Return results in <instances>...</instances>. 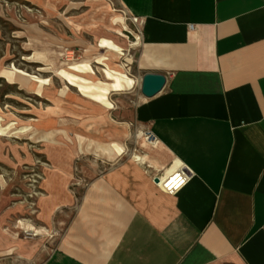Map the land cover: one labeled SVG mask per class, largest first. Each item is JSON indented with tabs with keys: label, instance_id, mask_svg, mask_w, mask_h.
<instances>
[{
	"label": "crops",
	"instance_id": "0c3cea01",
	"mask_svg": "<svg viewBox=\"0 0 264 264\" xmlns=\"http://www.w3.org/2000/svg\"><path fill=\"white\" fill-rule=\"evenodd\" d=\"M118 1L139 21V69L167 76L135 109L159 144L151 165L93 176L68 220L73 195L57 192L54 228L31 222L55 246L30 264H264V0ZM182 165L178 193L155 184ZM16 222L1 228L13 240Z\"/></svg>",
	"mask_w": 264,
	"mask_h": 264
},
{
	"label": "rangeland",
	"instance_id": "374dc122",
	"mask_svg": "<svg viewBox=\"0 0 264 264\" xmlns=\"http://www.w3.org/2000/svg\"><path fill=\"white\" fill-rule=\"evenodd\" d=\"M142 44L138 19L118 0H0V126L7 130L0 135V252L5 264H30L36 250L41 260L55 246L56 233L42 239L25 232L13 240L2 227L23 219L54 228L48 217L59 218V191L73 195L68 220L87 182L112 163L79 154L76 134L114 144L122 151L119 159L147 158L157 147L135 121L144 97V74L137 64ZM6 70L14 72L13 82L3 75ZM122 76L134 83L117 90ZM48 131H58L57 143L30 138Z\"/></svg>",
	"mask_w": 264,
	"mask_h": 264
},
{
	"label": "bare ground",
	"instance_id": "6f19581e",
	"mask_svg": "<svg viewBox=\"0 0 264 264\" xmlns=\"http://www.w3.org/2000/svg\"><path fill=\"white\" fill-rule=\"evenodd\" d=\"M13 74V71L6 70L3 72V75L7 77L10 82L14 81ZM133 83L134 80L130 77L122 76L116 80L114 87L115 89L120 90L132 86ZM103 99L104 105L106 107H111L109 101L105 97ZM27 130V128L22 129V132ZM6 132L7 130L0 126V135H4ZM57 135L58 131H48L44 133L34 132L30 135V138L36 142L57 143ZM64 135L67 140H71L67 133L64 132ZM76 145L79 154H91L108 162L117 161L122 153L121 149L112 143L99 142L82 134H76ZM136 158L138 161L149 163V160L145 157L136 156ZM6 230L16 238L25 232H33L36 235H49V231L46 228L35 226L33 223L23 219L18 220L13 226L8 227Z\"/></svg>",
	"mask_w": 264,
	"mask_h": 264
},
{
	"label": "built area",
	"instance_id": "2783aa9c",
	"mask_svg": "<svg viewBox=\"0 0 264 264\" xmlns=\"http://www.w3.org/2000/svg\"><path fill=\"white\" fill-rule=\"evenodd\" d=\"M190 28L192 29L193 25H190ZM147 139L150 140L151 144H155V145L159 144L158 138L149 130H147ZM191 175H192L191 170L187 166L182 165L172 170L163 177H161L160 175H156L154 177V181L155 184L159 186L166 193L176 194L183 187L187 185V183L191 178Z\"/></svg>",
	"mask_w": 264,
	"mask_h": 264
},
{
	"label": "water",
	"instance_id": "95a60500",
	"mask_svg": "<svg viewBox=\"0 0 264 264\" xmlns=\"http://www.w3.org/2000/svg\"><path fill=\"white\" fill-rule=\"evenodd\" d=\"M167 76L163 73L147 72L142 77L141 92L145 98H152L163 90Z\"/></svg>",
	"mask_w": 264,
	"mask_h": 264
}]
</instances>
